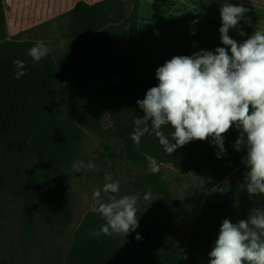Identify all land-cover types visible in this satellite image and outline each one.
<instances>
[{"label": "trees", "instance_id": "obj_1", "mask_svg": "<svg viewBox=\"0 0 264 264\" xmlns=\"http://www.w3.org/2000/svg\"><path fill=\"white\" fill-rule=\"evenodd\" d=\"M221 2L206 3L208 29L221 27ZM56 20L55 50L35 62L29 49L39 41L45 44V36L53 32L44 31L40 39L9 38L0 0V213L7 201L18 206L23 244L36 242L41 227L67 229L73 209L66 175L79 158L85 129L112 143L117 154L103 146L111 160L134 167L129 185L139 197L136 214L141 223L127 235L96 237L92 233L106 220L90 208L69 248L55 250L45 264H209L223 220L237 223L247 219L251 208L264 209V195L250 198L242 188L248 169L242 163L246 150L234 148L240 131L233 126L224 134L226 154L221 158L211 138L191 141L170 155L154 133H145L139 142L131 135L133 121L144 115L136 102L158 84V67L174 56L225 46L209 35L145 24L140 0L78 1ZM51 23L42 27L49 30ZM255 31L240 20L229 36L241 43ZM123 46L125 51L118 52ZM14 60L23 61L24 68L17 69ZM17 71L25 75L17 79ZM161 131L171 139L174 130L163 125ZM153 159L180 175L194 174L208 190L214 189L192 223L185 254L175 243L173 212L180 202L161 171L149 172Z\"/></svg>", "mask_w": 264, "mask_h": 264}, {"label": "clouds", "instance_id": "obj_2", "mask_svg": "<svg viewBox=\"0 0 264 264\" xmlns=\"http://www.w3.org/2000/svg\"><path fill=\"white\" fill-rule=\"evenodd\" d=\"M248 11L243 4H223L219 32L225 47H217L214 52L200 50L191 56H174L156 69L158 84L136 102L144 115L133 121L136 127L131 138L139 142L145 133H154L170 155L191 141L211 138V143L219 148L217 158H221L226 154L224 134L235 126L240 135L234 148L237 152L246 150L242 163L248 169L247 183L242 188L246 187L251 198L264 195V31H255L241 43L229 36V30L236 28ZM48 53L43 41L28 51L35 62ZM13 64L17 69L24 68L21 60H14ZM24 75V71L16 72L17 79ZM163 125L174 130L171 139L161 131ZM74 167L95 169L94 164ZM148 170L158 173L160 166L153 159ZM105 181L104 193L119 192L118 180L113 181L106 174ZM150 193L151 188L145 199ZM100 197L101 190H96L90 210L100 214L106 223L93 236L127 235L139 227L138 195L119 199L113 196L108 203L101 202ZM84 199H88L86 194ZM140 238L137 235L136 239ZM208 255L209 264H264V209L251 208L247 219L237 223L225 218Z\"/></svg>", "mask_w": 264, "mask_h": 264}, {"label": "rangeland", "instance_id": "obj_3", "mask_svg": "<svg viewBox=\"0 0 264 264\" xmlns=\"http://www.w3.org/2000/svg\"><path fill=\"white\" fill-rule=\"evenodd\" d=\"M4 1V0H2ZM17 7V16L27 24L24 25L20 35H13L10 38L40 39L44 31L53 32L45 36V44L50 53L55 50L54 40L57 33L54 29L58 26V15L50 18L51 27L45 30L43 24L47 19L46 15L56 12H67L72 3L78 0H21ZM84 1V0H83ZM210 0H140V19L145 24L171 27L181 33L189 35H209L221 43L220 32L205 26V6ZM222 5L231 3L234 5L243 4L249 11L241 19L247 22L256 31H264V0H221ZM88 3V0H85ZM216 2V1H215ZM22 4V5H21ZM15 8L13 7V11ZM32 17L35 18L33 21ZM54 20V21H53ZM195 21V23H194ZM48 22V21H47ZM37 25H35V24ZM41 24V25H40ZM194 32V34H193ZM51 38V39H50ZM124 52L125 46L117 50ZM111 96H107L105 104L109 108ZM80 145L79 158L74 162L66 175L67 185L72 200L73 218L70 226L58 231L48 227H41L37 241L33 244H23L19 229V209L10 201L5 202L0 213V262L6 264H45L55 250H66L69 248L74 230L83 220L85 214L92 207L93 193L101 190L100 200L103 203L111 202L110 198L119 199L124 195H132L129 182L133 180L134 167L124 161L111 160L103 146L108 145L113 153L117 150L112 143L101 140L95 133L85 129ZM243 149V148H242ZM94 164L95 169L84 170L74 165ZM163 179L167 182L170 191L180 202V207L173 212L175 227V243L178 249L185 254L190 237L192 223L199 218L206 204L208 196L214 189L208 190L205 184L197 179L194 174L180 175L168 164H158ZM110 174L113 181L120 182L119 192L116 194L104 193L105 175ZM88 199H84V195ZM148 209L143 218L146 219ZM141 223L138 221V224Z\"/></svg>", "mask_w": 264, "mask_h": 264}, {"label": "crops", "instance_id": "obj_4", "mask_svg": "<svg viewBox=\"0 0 264 264\" xmlns=\"http://www.w3.org/2000/svg\"><path fill=\"white\" fill-rule=\"evenodd\" d=\"M78 1H83V0H78ZM78 1L73 2L72 3V7ZM88 1H89L88 3H95V2H98L100 0H88ZM84 2H85V0H84ZM19 3H23V1H21V0H4V1H2L3 7H4V11H5L7 34H8L9 38L11 36H13V35H17V34L20 35V32L23 31L24 25L28 23V21H25L22 18L19 19L18 16H17V7L19 6ZM13 7L15 8L14 12H12L13 11ZM61 14H63V13L56 12L54 14H51L50 16L46 15L45 19H47V21H51L52 19H50V18L54 17V15H56V16L58 15L59 16ZM35 18H37V17H35ZM35 18L32 17L31 20L33 21ZM47 21H45V22H47ZM25 22H27V23H25ZM33 24H35V23H33ZM35 25H37V24H35Z\"/></svg>", "mask_w": 264, "mask_h": 264}]
</instances>
